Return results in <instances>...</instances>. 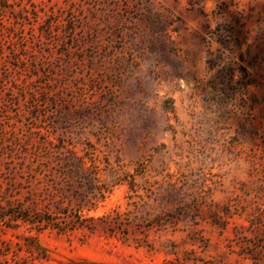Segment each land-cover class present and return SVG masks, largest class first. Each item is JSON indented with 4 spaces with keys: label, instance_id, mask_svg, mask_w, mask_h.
<instances>
[{
    "label": "rangeland",
    "instance_id": "1",
    "mask_svg": "<svg viewBox=\"0 0 264 264\" xmlns=\"http://www.w3.org/2000/svg\"><path fill=\"white\" fill-rule=\"evenodd\" d=\"M0 264H264V0H0Z\"/></svg>",
    "mask_w": 264,
    "mask_h": 264
},
{
    "label": "trees",
    "instance_id": "2",
    "mask_svg": "<svg viewBox=\"0 0 264 264\" xmlns=\"http://www.w3.org/2000/svg\"><path fill=\"white\" fill-rule=\"evenodd\" d=\"M89 219H91V218H89ZM43 221H45V220H43ZM48 221H49V224H54L55 223V220L50 222V219H49Z\"/></svg>",
    "mask_w": 264,
    "mask_h": 264
}]
</instances>
